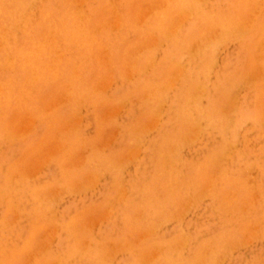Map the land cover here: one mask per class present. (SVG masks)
<instances>
[{
	"label": "rangeland",
	"instance_id": "rangeland-1",
	"mask_svg": "<svg viewBox=\"0 0 264 264\" xmlns=\"http://www.w3.org/2000/svg\"><path fill=\"white\" fill-rule=\"evenodd\" d=\"M0 44V264H264V0H0Z\"/></svg>",
	"mask_w": 264,
	"mask_h": 264
},
{
	"label": "bare ground",
	"instance_id": "bare-ground-1",
	"mask_svg": "<svg viewBox=\"0 0 264 264\" xmlns=\"http://www.w3.org/2000/svg\"><path fill=\"white\" fill-rule=\"evenodd\" d=\"M170 1V0H169ZM153 4V3H152ZM158 10V9H157ZM254 13V12H253ZM181 15V14H180ZM190 15V14H189ZM180 17V16H179ZM185 17V16H184ZM117 18V17H116ZM138 18V17H137ZM170 30V29H169ZM218 31V30H217ZM206 34V33H205ZM81 36V35H80ZM204 37V36H203ZM261 41V40H260ZM175 43V42H174ZM1 45V44H0ZM193 46V45H192ZM191 46V47H192ZM201 47V46H200ZM108 56V55H107ZM14 60V59H13ZM8 62V61H7ZM76 73V72H75ZM32 75V74H31ZM172 79V78H171ZM1 85V84H0ZM2 87V86H1ZM164 172V171H163Z\"/></svg>",
	"mask_w": 264,
	"mask_h": 264
}]
</instances>
